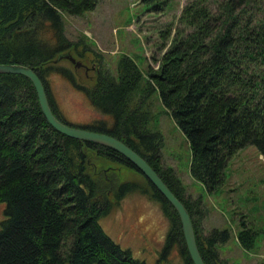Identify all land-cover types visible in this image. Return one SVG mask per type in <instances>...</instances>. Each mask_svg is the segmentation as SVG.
<instances>
[{
	"label": "trees",
	"instance_id": "1",
	"mask_svg": "<svg viewBox=\"0 0 264 264\" xmlns=\"http://www.w3.org/2000/svg\"><path fill=\"white\" fill-rule=\"evenodd\" d=\"M96 1L0 0V61L32 66L62 120L47 73L56 71L82 90L110 121L93 116L78 124L112 133L139 152L185 204L205 264H229L216 247L228 228L202 230V198L184 194L171 167L161 163V135L147 126L145 100L156 92L186 137L190 174L208 192L222 184L227 160L240 146L252 143L264 155V0H186L176 17L157 26L155 65L147 61L142 70L121 52L114 72L96 61L84 83L53 57L78 45V55L89 52L82 38L65 34L63 14L91 9ZM141 1L149 7L160 2ZM110 162L142 173L113 147L54 128L30 79L0 71V264H149L99 222L135 189L156 200L167 219L153 264H171L162 254L170 245L178 264H193L172 204L143 173L140 183L120 176ZM254 234L241 217L237 240L249 247Z\"/></svg>",
	"mask_w": 264,
	"mask_h": 264
},
{
	"label": "rangeland",
	"instance_id": "2",
	"mask_svg": "<svg viewBox=\"0 0 264 264\" xmlns=\"http://www.w3.org/2000/svg\"><path fill=\"white\" fill-rule=\"evenodd\" d=\"M186 0H160L156 7H149L141 0H97L93 8L80 13L63 14L65 34L72 39L82 38L89 52L78 55L81 45L70 52L79 58L80 65L73 72L72 62L66 57L58 60L75 75L76 80L89 82L94 62L114 72L115 61L121 52L130 55L142 70L146 62L152 65L151 54L157 52V26L176 17ZM100 54V55H99ZM46 85L62 117L74 123L90 120L93 116L105 117L88 100L85 93L72 85L56 71L47 73ZM145 100L149 119L147 126L161 135V163L170 166L183 185L184 194L200 195L204 208L200 220L202 230L211 226H225L229 230L226 240L216 244L219 255L229 264H257L264 260V155L252 143L240 146L228 158L224 180L217 189L208 192L200 181L189 172L190 150L186 137L171 115L162 108L156 92ZM106 121L110 116L106 115ZM122 177L144 182L142 173L120 163L110 162ZM3 201H0V217ZM255 230L249 247L236 238L240 218ZM103 228L121 245L153 264L164 240L167 219L158 202L139 189L125 193L110 210L99 218ZM163 256L171 264H178L175 245H170Z\"/></svg>",
	"mask_w": 264,
	"mask_h": 264
},
{
	"label": "water",
	"instance_id": "3",
	"mask_svg": "<svg viewBox=\"0 0 264 264\" xmlns=\"http://www.w3.org/2000/svg\"><path fill=\"white\" fill-rule=\"evenodd\" d=\"M63 56L72 62L73 65H82L86 69V65L79 58L75 57L69 49L57 52L53 60H58ZM0 71L20 72L30 79L37 96L39 107L44 117L54 128L71 136L94 140L109 145L129 159L175 208L183 240L193 264H205L198 250L192 221L185 204L139 152L127 144L123 139L112 133L60 119L51 109L42 80L32 66L20 61H0Z\"/></svg>",
	"mask_w": 264,
	"mask_h": 264
}]
</instances>
